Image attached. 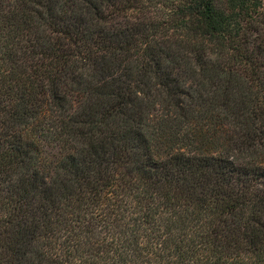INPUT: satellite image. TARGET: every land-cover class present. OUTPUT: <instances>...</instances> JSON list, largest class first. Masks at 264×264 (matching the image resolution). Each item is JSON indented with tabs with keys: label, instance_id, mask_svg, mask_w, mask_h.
I'll return each instance as SVG.
<instances>
[{
	"label": "trees",
	"instance_id": "16d2710c",
	"mask_svg": "<svg viewBox=\"0 0 264 264\" xmlns=\"http://www.w3.org/2000/svg\"><path fill=\"white\" fill-rule=\"evenodd\" d=\"M0 264H264V0H0Z\"/></svg>",
	"mask_w": 264,
	"mask_h": 264
}]
</instances>
